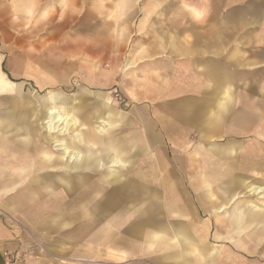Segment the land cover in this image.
I'll return each instance as SVG.
<instances>
[{"label": "crops", "instance_id": "1", "mask_svg": "<svg viewBox=\"0 0 264 264\" xmlns=\"http://www.w3.org/2000/svg\"><path fill=\"white\" fill-rule=\"evenodd\" d=\"M41 1L0 0V27L9 30L14 25L11 16L15 11H21L22 7L31 10L32 5ZM110 3L120 5L119 18L127 22V36L133 41L119 57L111 59L104 74L114 77L111 79L114 83L119 80L135 84L127 96L136 101L131 112L135 122L131 132L142 144L125 134L132 118L113 105L109 94L86 87L70 95L61 93L73 97L77 118L91 132L101 125L100 119L113 117L116 123L106 127L107 135L120 133L105 137L104 147L117 144L116 147L129 148L130 155H140L141 159L135 167L137 174L122 179L120 187L105 182L106 185L100 172H88L87 183L93 192L96 180L107 189L105 205L99 198L86 194L82 197L76 194L75 200L67 203L82 201L93 206L98 201L100 206L125 205L131 213L142 211L140 219L132 225L142 231V249L104 248L105 256L125 259L151 255V264H171L156 256L171 257L175 264H224L216 255L226 254L230 264H257L259 256H264V209L247 205L255 200L243 198L249 194L246 195V190L241 192L250 183L264 182L249 177L250 171L264 169V148L256 144V133L264 135V0H111ZM0 57L2 73L12 78H8L10 82L19 83L8 69L4 72L1 53ZM124 58L126 68L117 61L120 59L122 64ZM88 68L89 72L96 71L97 66L89 64ZM92 94L98 99L90 100ZM184 148L188 151L181 150ZM7 153V149L0 148L3 163L0 195L14 202L16 196L33 191L36 185L31 183L26 189L24 182L15 187L10 185L3 174L12 169ZM53 153L59 154L55 150ZM186 154L190 155L189 165ZM240 156L246 173L243 174L247 176L235 175L234 164L238 162L234 159ZM36 158L32 157L27 167ZM129 168L131 165L121 170ZM80 175L75 173L72 178ZM106 176L109 181L120 177L118 173ZM173 176L195 180L201 210L210 211L219 219L215 223L214 241L210 240L213 223L189 216L193 209L181 188L176 186L175 191L158 188L164 203H157L156 190L148 182L153 178L175 179ZM133 178L141 180L135 182ZM207 180H221L214 186V194L210 192L211 186L204 185ZM116 188L119 189L115 191ZM32 195L35 197V192ZM57 197L60 200L61 196ZM231 203L234 206L226 210ZM120 216L114 221H119ZM106 222L102 225L104 235H108L104 228L109 229L114 223L111 219ZM22 245L15 230L0 217V264H57L31 253L26 259H19Z\"/></svg>", "mask_w": 264, "mask_h": 264}, {"label": "rangeland", "instance_id": "2", "mask_svg": "<svg viewBox=\"0 0 264 264\" xmlns=\"http://www.w3.org/2000/svg\"><path fill=\"white\" fill-rule=\"evenodd\" d=\"M110 1L42 0L39 5H32L31 10L22 7V12L15 11L11 16V21L14 22V25L10 26L9 30L0 27V53L5 65L3 68H6L4 70L8 69L15 76L17 82L35 88V94L43 95L48 92L60 91V93L63 92L70 95L81 91L82 87L95 92L101 91L109 94L113 99V105L117 109L128 113L130 119L132 118L130 125L125 127V134L141 143L135 133L131 132L135 127L131 112L135 108L133 105L136 104V101L135 99L130 101L129 97H127L129 91L135 87V84L120 83L119 80L114 83L111 80L114 77L105 76L104 74L105 69L110 68L111 59L119 57L121 51H126L128 49L127 46L133 41L132 37L127 36V22L121 21L119 18L120 5L112 4ZM117 61L120 66L126 68L127 60L125 58L122 64L120 59ZM89 64L96 65V71L92 70L89 72ZM0 67L2 69L1 57ZM7 77L9 78L8 75ZM35 94L29 96L19 94V96H9V99L6 100L0 99V112L4 113V116L6 114L10 115V110L15 111L19 103H23L31 113L32 127L34 126L35 131L40 134L42 144L51 147L46 139L49 136L48 131L45 130L41 123L42 116L40 113L42 111L45 113L46 109L42 110L38 106L36 98H34ZM63 96L66 97L65 95ZM89 99L97 100L98 98L92 94L89 95ZM2 133L4 134V131L0 130V135ZM91 133L94 134L95 131ZM119 133L120 131L112 132L109 136ZM256 136V144L263 150L264 135L256 133ZM69 137V135L65 136L66 139H70ZM99 139L98 151L93 150L92 152L101 160L104 159L107 162L109 155L105 156L106 152H102V149L106 151L103 145L105 138L100 137ZM77 147L85 148L84 146ZM124 150L126 153L123 158L131 165V168L127 170L116 168V172H118L120 177L119 179L111 178V185L117 184L120 187L122 179L130 178L138 172L135 167H137V160L141 159V156L128 154L127 152H130L129 148ZM181 150L188 151L186 148ZM111 151L114 152L113 150ZM186 155L187 164L189 165L190 155ZM1 160L0 166H3ZM234 160H237L234 161L235 163L238 162L234 164L236 167L235 175L247 176L243 174L245 173V169L242 166L243 157L240 156ZM112 170V167H107L104 172L101 170H97V172H100V175L110 176L113 173ZM249 177L264 181V169L260 172L250 171ZM133 179L135 182L141 180ZM150 180L148 183L151 184L150 186H154L157 193V203L159 204L164 203V196L163 193H158V188L168 187L165 189L166 191L169 188L175 191L176 186L179 189L181 188L190 207L193 209V213H189V216L199 220L207 219L213 223V227L211 226L210 229V240H213L215 223L219 219H217L216 214L205 211V209L201 210L197 202L198 187L194 184L195 180H179L176 177L168 180L159 178ZM219 181L221 180H207L204 185L211 186L212 190L210 192L213 193L215 190L214 186L218 185ZM95 182L96 185L101 183L99 180ZM105 184L107 185V183ZM250 184L264 185V182ZM33 185H36L33 191L16 196L17 199L14 202L10 201L9 197L0 195V205L3 206L0 207V217L10 228L15 230L23 244L19 259H26L31 253L35 256L52 259L57 264H151V255L119 259L114 255L105 256L103 254L104 248L124 249L133 246L136 250L142 249L144 244L142 231L137 227L132 228L133 222L140 219L141 210L137 213H131L125 205H120L119 207L110 205H107L108 207L103 205L90 206L84 205L82 201L76 204L71 203L68 208L61 209L52 205L49 192H44L37 183ZM118 189L116 188L115 191ZM245 190L246 195L249 194V196H243V198L261 203L257 195H254L249 189H244L241 193H244ZM106 191L107 189L104 192ZM34 192L35 199L38 202L37 205L33 203L34 196L32 194ZM75 198L74 195L69 197L62 196L59 201L63 204L70 202L72 199L75 200ZM99 199L102 200L103 196H99ZM234 204H229L226 210H229ZM215 208L216 206L212 207L213 210ZM118 214L121 215L118 218L120 220L115 222L114 219ZM219 216H223V214L219 213ZM109 219L113 220L114 223L109 229L104 228L108 230V235H104L102 225L106 224ZM220 244L224 243L221 242ZM56 249L65 250L66 252H54ZM225 249L229 251L228 247H225ZM44 251H53V253H45ZM225 255H216V258H219V261L224 264H230V261L227 262L228 259ZM259 257H261V260L257 264L259 262L264 263V256L261 255ZM157 258L175 264L171 257L156 256Z\"/></svg>", "mask_w": 264, "mask_h": 264}, {"label": "bare ground", "instance_id": "3", "mask_svg": "<svg viewBox=\"0 0 264 264\" xmlns=\"http://www.w3.org/2000/svg\"><path fill=\"white\" fill-rule=\"evenodd\" d=\"M35 90L30 85H24L21 82H10L8 77L0 71V99L6 100L9 99V96H19V94L33 95ZM34 98L42 110L46 109L45 113L43 111L40 113L42 116L41 123L48 131L49 136L46 139L51 147L42 144L40 134L35 131L34 126L32 127L31 113L23 103H19L15 111L10 110V115L4 116V113L0 112V130L4 131V134L0 135V146L3 147V150H8L7 157L10 158L9 164L12 168L10 173L4 171V177L9 179L12 187L24 182L26 189L30 187L31 183H37L45 192L51 194L52 205L61 209L68 208L69 204L67 202L62 204L56 195L69 197L77 194V196L82 197L86 194L97 199L102 195L104 199L105 186H102L101 182L95 186L93 192L87 183L89 174L94 171L96 173L97 170L104 172L107 167H112L113 175H117L116 168L126 169L130 165L121 158L126 152L123 147H116L117 144L104 148L106 151L102 149L103 153L106 152L105 156L109 155L107 162L92 152L93 150L98 151L97 145L100 137L109 136L106 127H111L113 123H116L114 118L109 116L107 119H100L98 123L101 125L96 126V131L93 134L77 118L73 97H64L60 92H48L43 95L36 93ZM67 135L70 136V139L65 138ZM21 143H25L26 146ZM76 145L85 148H79ZM53 150L58 151L59 154L53 153ZM127 153L130 154V152ZM35 156L37 158L31 163V167H27L31 158ZM89 171L90 173H88ZM35 172L36 174H33ZM75 173L82 175L73 179L72 176ZM102 177L104 182H111L105 175ZM247 188L261 200V203L249 201L247 205L259 210L264 209V185L250 184L247 185ZM103 199L102 203H104ZM33 201L35 205L38 204L35 197ZM94 205L100 206L98 201Z\"/></svg>", "mask_w": 264, "mask_h": 264}, {"label": "built area", "instance_id": "4", "mask_svg": "<svg viewBox=\"0 0 264 264\" xmlns=\"http://www.w3.org/2000/svg\"><path fill=\"white\" fill-rule=\"evenodd\" d=\"M18 257V254L15 256V258H17Z\"/></svg>", "mask_w": 264, "mask_h": 264}, {"label": "trees", "instance_id": "5", "mask_svg": "<svg viewBox=\"0 0 264 264\" xmlns=\"http://www.w3.org/2000/svg\"><path fill=\"white\" fill-rule=\"evenodd\" d=\"M5 71V70H4Z\"/></svg>", "mask_w": 264, "mask_h": 264}]
</instances>
